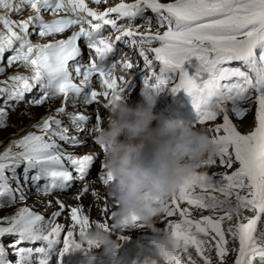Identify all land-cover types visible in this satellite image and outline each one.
<instances>
[{
  "label": "snow or ice",
  "instance_id": "obj_1",
  "mask_svg": "<svg viewBox=\"0 0 264 264\" xmlns=\"http://www.w3.org/2000/svg\"><path fill=\"white\" fill-rule=\"evenodd\" d=\"M94 2L100 4L101 0ZM25 7L34 10V15L26 20L10 18L12 12L22 13ZM0 9L5 10L0 13V61L10 50L12 55L7 57V64L11 66L19 62L25 68H31L33 73L31 76L16 74L7 81H0L4 85L0 87V97L7 94L5 105L14 107L10 102L18 103L25 93L38 89L41 96L33 103L43 104L49 98L63 96L65 103L57 112L66 114L76 124L77 121L86 123L91 120L89 116L67 111L69 102L75 107L82 98L86 106L96 105L97 123L87 129L90 134L96 133L100 130L102 119L99 108L102 106L105 109L113 98L127 96L134 83L128 77L141 72L144 83L154 78V87L158 89L170 86L173 92L184 90L188 93L198 112L196 123L199 126L222 117V123L204 128L214 133L218 153L202 161L198 169L216 164L217 157L220 164L229 169L237 163L238 167L231 173L212 175L197 170L176 189L166 215L173 217L178 214L182 219L165 221L180 251L177 256L165 259L167 264H197L193 259L194 250L203 264H213L211 257L205 255L208 246L216 250L220 264H224L230 251L237 252L235 264H256L257 261L264 264V231L259 230L260 223L264 222V0H134L131 3L121 0L104 11L89 7L86 0H0ZM149 10L155 14V31L152 30V17L146 15ZM44 12L56 18L46 20ZM138 19L142 22L137 23ZM121 20L125 22L118 23ZM144 24L148 25V29L141 31ZM74 25H79V30L67 39L41 44L33 43L30 38L33 34L48 37L64 33ZM108 26L118 33L115 39L110 33L105 34ZM160 28L166 30L161 32ZM82 40L89 50L90 62L87 64L77 59L82 53L79 43ZM117 42L138 50V55L128 56L117 47ZM154 42L158 46H153ZM140 58L143 60L142 67ZM70 61L75 62L76 76L83 78L80 84L74 82ZM118 67L124 70L119 76L115 74ZM4 70L0 67V73ZM94 77L99 78L104 89L102 92L93 86ZM177 78L178 82H175ZM100 97L105 99L102 105ZM253 105L254 129L241 133L230 119L229 112L244 117ZM7 115L0 107V128L6 126ZM35 127L44 130V134L30 132L14 140L0 153V207L10 205L17 197L26 199L25 189L29 181L37 192L47 194L65 190L74 179L85 180L97 160L98 178L104 186L109 183L111 177L105 173L104 161L106 146L97 139L95 143L101 152L83 156L65 155L57 139L71 141L73 145L83 141L76 136L70 137L62 120L49 116ZM78 130L85 129L78 125ZM13 147L21 151L13 152ZM65 159L74 167L76 177L65 166ZM22 164L24 184L20 183V174L17 173ZM33 170L34 174L29 176L28 173ZM8 172H11V178L6 174ZM41 180L45 181L42 185ZM12 181L16 182L15 188ZM89 192L100 198L99 191L90 189L85 183L77 199ZM214 193H220L226 199ZM232 197L235 198L234 207ZM181 202L195 209H211L212 214L192 219L190 208L182 207ZM57 204L60 211L52 213V220L61 216L66 208L59 200ZM82 208V205L71 207L73 225L62 241L65 226L49 221L52 226L50 230L46 229L45 217L27 206L11 217H3L8 224L0 226V238L6 235L17 237L8 245L18 256L16 264H33V249L19 245L24 242H47V247L34 251L42 254L37 264H49V253L54 246L62 243L59 253L62 258L65 253L75 250L76 236L83 235L87 228L95 225L110 230L114 227L107 222L114 215L113 211L104 222L99 219L93 222ZM217 210L223 215H217ZM245 210L254 214L245 216ZM102 212H109L107 204ZM234 217L237 218L236 223H228L225 228V223L231 222ZM138 220V217L132 218L133 223L141 226ZM127 223L125 221V226ZM229 236L233 243L238 241V248L228 247ZM76 247L80 245L76 244ZM7 256L5 246L0 243V264H12Z\"/></svg>",
  "mask_w": 264,
  "mask_h": 264
},
{
  "label": "clouds",
  "instance_id": "obj_2",
  "mask_svg": "<svg viewBox=\"0 0 264 264\" xmlns=\"http://www.w3.org/2000/svg\"><path fill=\"white\" fill-rule=\"evenodd\" d=\"M160 94V89L144 83L140 101L131 104L123 96L111 99L105 107L108 114L95 139L106 146L105 173L111 179L105 189L114 208V227L105 230L93 225L79 236L74 249L87 250L81 264H102L105 257L111 264H161L159 256L143 250L133 259L120 256L123 241L118 237L137 227L134 216L139 225L151 230L153 250L164 257L179 254L177 240L170 231L157 227V221L176 189L202 161L218 153V146L209 131L186 121L171 107L157 111Z\"/></svg>",
  "mask_w": 264,
  "mask_h": 264
},
{
  "label": "bare ground",
  "instance_id": "obj_3",
  "mask_svg": "<svg viewBox=\"0 0 264 264\" xmlns=\"http://www.w3.org/2000/svg\"><path fill=\"white\" fill-rule=\"evenodd\" d=\"M162 2H170V0H162ZM29 12H32V11L29 10ZM148 12H151V11L149 10ZM11 15L15 17L18 15V13L12 12ZM154 24H156V23L153 22L152 25H154ZM116 35H118V34H116ZM116 35H114V37ZM35 36H36V34H33L30 38H33ZM40 39H41V37L37 38V40H40ZM83 49H84V47H83ZM85 51H84V53H85ZM123 52L126 53L128 56L136 57V53H135L136 51H134L133 49H130L128 47H125ZM0 67H4V69H5L2 72L3 74L0 73V81H7L9 79V77H11L12 75H16V74H22V75H28V76H31L33 74L31 68H25L19 62L13 63L11 65L12 69H10L7 74H4L5 71L7 69H9L8 68L9 65L7 64V60L0 61ZM117 70H122V68L118 67ZM0 87H4V85L0 84ZM38 91H39L38 89H33L31 92L25 93L24 99H26V98L29 99L30 97H35V98L39 99L41 96V93H37ZM6 96H7V94H5L3 96V98L6 99ZM29 102H31V103H29ZM64 103H65L64 98H59L56 100L49 98L43 104H35L32 101L28 100L26 104L21 105V106H14V107L13 106H7V105L0 106V107H3L5 109V111L8 113V115L6 117V126L0 128V145L9 141L10 138H14V140H18L30 132H34V133L39 135L40 129L35 127V125L41 124L46 117L55 116L57 119H60L63 121V126L67 128V134L70 137L76 136L80 141H83V143H81V144L73 145V143L71 141H64V140L57 139V143L61 146V149L65 152V155L72 154L74 156H83L86 154H94L97 152H101L100 147L95 143L96 133L92 132L90 134L89 131H87V129H90L95 123H97L96 111L92 109L89 112H83V111H81V109L79 107H77V106L72 107L69 103V105L67 107L68 112H74L77 114H83V115L91 117V120L86 122V123L77 121L76 124H74L66 114H62V113L57 112V109L60 108L61 106H63ZM101 111H102V109L99 110V114L101 115V118H102L100 121V124H102L104 118L108 114L106 111V113L104 115H102ZM248 113L241 120H239L237 117L233 119V122L235 124H236L235 121H237V122L239 121L237 124L238 130L241 133H245V134L247 132L253 130L254 126H255V124H252L251 127L250 126L248 128L245 127L246 122L248 121L249 117H251V114L248 116ZM221 120H222V118L218 117L216 124L222 123V122H219ZM216 124H214L211 127H214ZM78 125H81L82 127H84L85 130H78ZM239 125L243 129L242 131L240 130ZM53 127H56V126L53 125ZM247 130H249V131H247ZM210 133H212V132H210ZM12 143H13V141L10 142L5 148L0 149V153H3L9 147V145H11ZM92 143H94V144L92 145ZM12 150H15L17 152L21 151V149L18 147H13ZM64 163H65V166L70 171H72L73 176L75 177L77 172L75 171L74 167L70 164V162L67 161V159H65ZM96 163L99 164V160H97L95 162L93 168L90 169V173H92L94 167H96ZM218 166L220 167V163H216L214 165H208L207 167H202V168L198 169V171H202V172H204V171H207V172L217 171L218 172L221 170ZM23 168H24V165H21L17 169L18 173L20 174V183L21 184H24ZM211 168H213V170H211ZM98 172L99 171L96 170L95 171L96 176L89 179V180H85L84 184L87 183L90 186V189H95V190L99 191V193H100L99 199H97V197L93 196L91 194V192H89L86 195H83L80 199H77V195L82 192L84 184L82 186L78 187L76 189V191L71 193V194L58 193L57 190L45 194L42 192H37L36 187L31 184V181H29L28 184L26 185V189H25L26 199L20 200L19 197H17L16 201L11 203L10 206L0 207V211H4V212L9 211V213L1 215L2 220H3V217H6V216L11 217V216L15 215L20 208L27 206V207L32 208L33 211L40 213L45 217V228L46 229L50 230V228L52 226V224L49 223V221H52V223H59V224H62L65 226V232H63L62 235H66L67 230H71L72 225H73V222L71 221V218H70L71 207H78V206L82 205L83 206V208H82L83 213L86 215H89L91 221L94 222V221L99 219L101 222H104L105 221L104 217H110V213L112 211H114V208L112 206V202H111L110 197L107 195L105 186L102 184V182L98 178ZM221 172H222V170H221ZM8 174H9V177L11 178L12 174L10 172H8ZM28 175L31 176V172H29ZM43 183H44V181L42 182V184ZM12 187H14V188L16 187L15 181H12ZM106 195H107V199H105ZM57 200L63 202L64 205H66V208L62 211L61 216L56 217L54 220H52V213L56 212V211H60L59 205L57 204ZM49 201H51V205H49ZM105 204H107L108 209H109V212L107 214L102 212V208L104 207ZM110 220H111V218H110ZM3 222H6V225L8 224L7 221H3ZM109 225L111 226L112 223ZM135 228H132L126 232L121 233L123 238H126V237L129 238V236H127V235H130L129 231H131ZM136 229L139 231H142L144 233H146L148 230L147 228L138 227V226ZM76 231L78 233V227H77ZM147 234H145V236H142V238H141V241L143 242L144 246L148 245L147 241L145 240V237ZM119 237H121V236H119ZM77 239H79L78 235L76 236V240ZM34 245H35V248L47 247V242L36 241L35 243H33L31 246H29L27 248L32 249V247H34ZM5 248L7 250L9 247L5 246ZM54 248H57V245L54 246L53 249L50 250V253H49L50 257L53 256L52 254H54V252H52L54 250ZM7 252H8V256H7L8 260H10L9 259V256H11L10 252H13L12 256H15L14 259H18V256L16 255L15 251H13L12 249H8ZM70 252H71L70 255L76 256L74 259L79 260L80 263L82 260H84L86 258V254H87L86 249H81L79 251L74 250V251H70ZM41 255L42 254H39V253H36L35 251H33L32 256H31L33 264H37L38 260L41 258ZM14 259L10 260L12 262V264H15ZM60 259H61V257H60ZM49 264H51V258L49 259Z\"/></svg>",
  "mask_w": 264,
  "mask_h": 264
},
{
  "label": "rangeland",
  "instance_id": "obj_4",
  "mask_svg": "<svg viewBox=\"0 0 264 264\" xmlns=\"http://www.w3.org/2000/svg\"><path fill=\"white\" fill-rule=\"evenodd\" d=\"M86 56V55H85ZM9 69H7L6 71H5V73L4 74H7L8 72H9V70L10 69H12V67L11 66H9L8 67ZM3 74V73H2ZM34 99H37V98H35V97H30L29 99L28 98H26V99H24L23 98V100H21L20 102H18V103H16V102H10V104H14V106H21V105H24V104H26L27 103V101L29 100V101H33ZM29 103H31V102H29ZM3 105H5L4 104V98L3 97H0V106H3ZM8 106V105H7ZM253 108H251V110L249 111V113H248V116L251 114V117H249V119H248V121L246 122V124H245V127H251V125L252 124H254V115H255V105H253L252 106ZM247 116V117H248ZM229 117H230V119H234V118H236L237 116H235L234 115V113L233 112H229ZM246 117V118H247ZM222 118V117H221ZM238 118V117H237ZM239 120H241L242 118H238ZM219 122H222V120L221 121H219ZM236 122V125L238 124V122L237 121H235ZM217 123V120L216 121H210V122H205V124L203 125V126H200V127H203V128H208V127H211V126H213L214 124H216ZM241 124V123H240ZM247 125V126H246ZM239 128H240V130L242 131L243 129L240 127V125H239ZM247 131H249V130H247ZM42 134H44V130H42V129H40L39 130V135H42ZM212 135H214V133H211ZM12 141H14V138H10V140L9 141H7L6 143H3V144H1L0 145V149H2V148H5L10 142H12ZM94 143H92V145H93ZM13 152H17V151H15V150H13ZM217 159V163H220L219 162V158L217 157L216 158ZM23 165V164H22ZM205 167H207V166H205ZM219 167V166H218ZM236 167H238V163L237 164H234L233 165V167L231 168V169H229V168H227L226 166H223V165H221L220 164V169L222 170V172H221V170L220 171H211V172H207V171H204V172H206V173H208L209 175H212L213 173H224V172H228V173H231L232 171H234L235 170V168ZM18 169V168H17ZM99 171V164H97L96 163V167H94V169H93V171H92V173H90L88 176H87V178L85 179V180H89V179H91V178H93V177H95L96 176V174H95V171ZM211 170H213V168H211ZM202 172V171H201ZM11 173V172H10ZM17 173H18V171H17ZM7 175H9L8 173H6ZM32 174H34V170L31 172V175ZM76 176H77V173H76ZM75 176V177H76ZM216 177H213V179H215ZM85 180H78V179H74L72 182H70V187H68L67 189H65V190H57V192L58 193H65V194H71V193H73V192H75L76 191V189L78 188V187H80V186H82L83 184H84V182H85ZM42 182H43V180H41L40 181V184L42 185ZM45 182V181H44ZM75 189V190H74ZM197 191H200V189H197ZM209 191H211V189L209 190ZM215 195H217V196H219L221 199H226L222 194H220V193H214ZM231 201H232V206L234 207L235 206V198L234 197H232L231 198ZM169 204H170V201H169ZM11 205V204H10ZM10 205H5V207H7V206H10ZM181 206L182 207H189L190 208V211H191V218L192 219H199L202 215H210V214H212V210L211 209H204V210H200V209H195L194 208V206H190V205H188L186 202H181ZM226 207H227V205H226ZM6 213H9V211H0V226H7L6 225V222H3V220H2V216L1 215H4V214H6ZM254 213L253 212H251V211H249V210H245L244 211V215L245 216H252ZM217 215H223V212L222 211H220V210H217ZM106 217H104V219H105ZM174 220V221H179V220H181L182 218L177 214V215H175V216H173V217H167V215H166V213L163 215V217H161V218H159V220L157 221V227H159V228H161V229H164V230H166V231H169V229H168V226H167V223H166V221L165 220ZM236 220H237V218L236 217H234L233 218V220L231 221V222H226L225 223V228L228 226V223H236ZM107 222H109V224H111L112 223V221L110 220V218H108L107 219ZM246 222V221H245ZM138 227H142V226H138ZM137 228V227H136ZM133 229V230H131V231H129V233H130V235H127V236H129V238H121V237H119V239H121L122 241H123V243H122V246H121V248H120V256L121 257H125V258H127V259H133V258H135L142 250L144 251V252H151L153 255H157V256H159L160 257V259H161V264H167V262H166V259H165V257L161 254V253H159L158 251H155V250H153L152 248H151V246H150V241H149V238H150V236L152 235V233H151V230H147V232L146 233H144V232H142V231H139V230H137V229ZM259 230H261V231H264V222H262V223H260V225H259ZM148 233V234H147ZM145 234H147L146 235V237H145V240L147 241V244L148 245H146V246H148V247H142V246H144V244H143V242L141 241V238H142V236H145ZM115 235V234H114ZM64 236L65 235H61V241L63 240V238H64ZM17 237L16 236H13V235H6V236H4L3 238H0V243H3V245L4 246H7L8 247V245H9V243L11 242V241H14L15 239H16ZM229 240H230V243H229V248L231 249V248H233V247H235V248H238V241H236L235 243H233L232 241H231V237L229 236ZM77 241H78V239H77ZM33 243H35V242H24V243H22L21 245H19V247H24V248H27V247H29V246H31ZM62 248V243L60 244V245H57V248H54V250L52 251V252H54V254H52L53 256H51L50 258H51V264H81L80 263V261L79 260H76V259H74L76 256H72V255H70L71 254V252H68V253H65L64 255H63V257L60 259V255H59V253H60V249ZM126 248V249H125ZM149 248V249H148ZM8 249H12V248H8ZM8 249H7V251H8ZM32 249H33V251L36 249L35 248V245H34V247H32ZM53 249V248H52ZM13 251H15L14 249H12ZM12 254H13V252H10V255L11 256H9V259L10 260H12V259H14L15 258V256H12ZM192 254H193V259H196V260H200V258L198 257V254L197 253H195V251L194 250H192ZM15 255V254H14ZM205 255H208L209 256V247L208 246H206V250H205ZM236 258H237V252H233V251H230L228 254H227V256H226V259H225V261H224V264H235V260H236ZM55 259V260H54ZM18 259H14V261H15V264H16V261H17ZM36 262V261H35ZM102 264H111V262H110V260L108 259V258H103V260H102ZM214 264H220V261H219V259H218V257H217V259L215 260V262H214ZM256 264H259V262L257 261L256 262Z\"/></svg>",
  "mask_w": 264,
  "mask_h": 264
},
{
  "label": "trees",
  "instance_id": "obj_5",
  "mask_svg": "<svg viewBox=\"0 0 264 264\" xmlns=\"http://www.w3.org/2000/svg\"><path fill=\"white\" fill-rule=\"evenodd\" d=\"M209 256L211 257L213 264H214L215 260L217 259L216 250L214 248H209ZM196 261H197V264H203V261L201 259L196 260Z\"/></svg>",
  "mask_w": 264,
  "mask_h": 264
}]
</instances>
